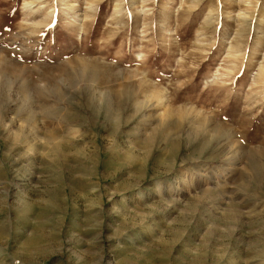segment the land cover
<instances>
[{
  "label": "rangeland",
  "instance_id": "rangeland-1",
  "mask_svg": "<svg viewBox=\"0 0 264 264\" xmlns=\"http://www.w3.org/2000/svg\"><path fill=\"white\" fill-rule=\"evenodd\" d=\"M24 1L0 0V264H264V0Z\"/></svg>",
  "mask_w": 264,
  "mask_h": 264
},
{
  "label": "bare ground",
  "instance_id": "bare-ground-1",
  "mask_svg": "<svg viewBox=\"0 0 264 264\" xmlns=\"http://www.w3.org/2000/svg\"><path fill=\"white\" fill-rule=\"evenodd\" d=\"M42 1L43 0H25L24 1V7L25 8H30V7H32L33 5V3H34V5H41V3H42ZM66 2V1H65ZM63 4V3H62ZM71 7V6H70ZM89 7V6H88ZM68 8H69V6H68ZM89 8H91V7H89ZM31 9V8H30ZM74 12V11H73ZM77 13V12H76ZM78 14V13H77ZM252 14V13H251ZM86 15V14H85ZM82 16V15H81ZM84 16V15H83ZM77 17H79V16H77ZM83 17H81V19H82ZM84 19V18H83ZM259 19V18H258ZM263 20V19H262ZM260 21V20H259ZM258 23V22H257ZM264 23V22H263ZM264 57V56H263ZM264 58H263V62H261L260 64H259V66H258V69H257V71H256V74H255V79L254 80H256V78H258L259 79V76L261 75V73L264 71ZM263 74V73H262ZM264 78V77H263ZM58 149V148H57Z\"/></svg>",
  "mask_w": 264,
  "mask_h": 264
}]
</instances>
